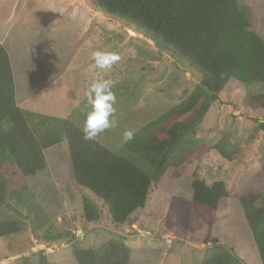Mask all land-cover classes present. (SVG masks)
Returning <instances> with one entry per match:
<instances>
[{
    "label": "rangeland",
    "instance_id": "1",
    "mask_svg": "<svg viewBox=\"0 0 264 264\" xmlns=\"http://www.w3.org/2000/svg\"><path fill=\"white\" fill-rule=\"evenodd\" d=\"M236 1L250 29L264 40V12L257 18L252 0ZM0 43L13 68L17 104L33 115L68 120L82 129L91 110L88 86L97 73L112 80L117 126L95 140L119 156L125 130L135 134L181 104L200 82L179 56L160 52L149 36L104 15L90 0H0ZM95 50L120 59L110 69H97ZM247 93L264 94V84L245 88L231 80L196 134L205 144L227 141L241 147L240 154L230 161L204 148L180 177L170 169L155 181L146 207L124 224L115 223L108 205L77 184L64 135L45 151L47 168L35 176L14 175L5 164L0 223L16 221L22 231L0 237V264H78L74 248L97 250L110 241L131 249V264H202L215 245L231 249L239 264H262L239 204L240 195L264 184V132L258 127L264 112L243 106ZM29 120L36 122L34 116ZM195 178L208 186L224 182L229 193L216 211L203 212L207 219L193 209ZM85 199L99 210L98 221L86 219Z\"/></svg>",
    "mask_w": 264,
    "mask_h": 264
},
{
    "label": "trees",
    "instance_id": "2",
    "mask_svg": "<svg viewBox=\"0 0 264 264\" xmlns=\"http://www.w3.org/2000/svg\"><path fill=\"white\" fill-rule=\"evenodd\" d=\"M90 1L104 15L149 36L160 52L179 56L200 75V82L181 104L133 134L119 156L95 139L85 140L82 129L68 120L33 115L21 108L16 101L11 61L0 43V210L7 196L3 166L8 164L14 175L35 176L47 168L45 151L61 142L60 135L68 144L77 184L104 201L117 224H124L146 207L155 181L170 169L180 177L204 148L217 150L230 161L242 150L227 141L205 144L196 137L211 103L231 80L245 88L264 84V40L250 29L236 0ZM252 4L253 13L260 18L264 0H252ZM244 99L243 106L250 112H264V94L247 93ZM5 121L8 128H4ZM258 127L264 132L263 121ZM260 164L264 174V147ZM191 187L193 209L205 219L208 216L203 212L216 211L229 197L224 182L208 186L195 178ZM239 204L264 264V184L240 195ZM84 211L89 222L100 219L99 210L89 199H85ZM21 231L16 221L0 223V237ZM232 252L215 245L202 264H239ZM130 254L131 249L121 241H110L97 250L73 249L78 264H131Z\"/></svg>",
    "mask_w": 264,
    "mask_h": 264
},
{
    "label": "clouds",
    "instance_id": "3",
    "mask_svg": "<svg viewBox=\"0 0 264 264\" xmlns=\"http://www.w3.org/2000/svg\"><path fill=\"white\" fill-rule=\"evenodd\" d=\"M92 58L94 67L100 70L110 69L120 59L117 54L107 50L93 51ZM112 87L113 81L103 78L99 73L88 86L87 104L91 110L86 113L82 128L85 140H94L101 133L117 126L114 118L116 97ZM122 135L125 141L133 138L131 130H125Z\"/></svg>",
    "mask_w": 264,
    "mask_h": 264
},
{
    "label": "water",
    "instance_id": "4",
    "mask_svg": "<svg viewBox=\"0 0 264 264\" xmlns=\"http://www.w3.org/2000/svg\"><path fill=\"white\" fill-rule=\"evenodd\" d=\"M132 33V32H131ZM132 34H134V33H132ZM264 122V121H263Z\"/></svg>",
    "mask_w": 264,
    "mask_h": 264
}]
</instances>
